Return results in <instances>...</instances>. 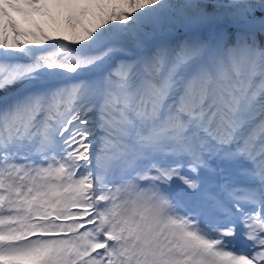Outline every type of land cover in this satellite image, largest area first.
I'll return each instance as SVG.
<instances>
[{
	"label": "snow or ice",
	"instance_id": "6c2138e0",
	"mask_svg": "<svg viewBox=\"0 0 264 264\" xmlns=\"http://www.w3.org/2000/svg\"><path fill=\"white\" fill-rule=\"evenodd\" d=\"M0 264H264V0H0Z\"/></svg>",
	"mask_w": 264,
	"mask_h": 264
},
{
	"label": "bare ground",
	"instance_id": "6f19581e",
	"mask_svg": "<svg viewBox=\"0 0 264 264\" xmlns=\"http://www.w3.org/2000/svg\"><path fill=\"white\" fill-rule=\"evenodd\" d=\"M10 12H11V10H9ZM17 20H19L20 19V17L19 16H17L15 13H11Z\"/></svg>",
	"mask_w": 264,
	"mask_h": 264
}]
</instances>
